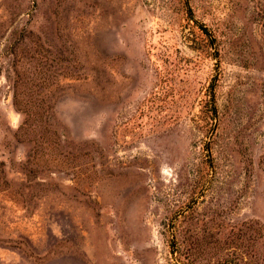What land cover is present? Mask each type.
<instances>
[{
    "label": "rangeland",
    "instance_id": "obj_1",
    "mask_svg": "<svg viewBox=\"0 0 264 264\" xmlns=\"http://www.w3.org/2000/svg\"><path fill=\"white\" fill-rule=\"evenodd\" d=\"M0 264H264V0H0Z\"/></svg>",
    "mask_w": 264,
    "mask_h": 264
}]
</instances>
